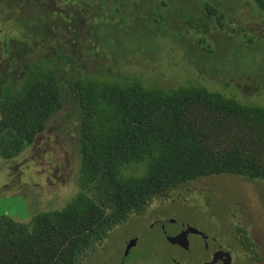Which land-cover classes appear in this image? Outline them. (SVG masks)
<instances>
[{"label":"trees","instance_id":"obj_1","mask_svg":"<svg viewBox=\"0 0 264 264\" xmlns=\"http://www.w3.org/2000/svg\"><path fill=\"white\" fill-rule=\"evenodd\" d=\"M79 1L0 0V35L24 19L31 31L28 41L15 40L20 51L10 47L12 37L0 41V158L13 159L34 143L61 109L64 88L76 103L80 158L78 194L62 210L30 224L0 216V264H95L114 228L188 181H264V106L194 84L161 89L126 74L73 72L80 45L64 47L70 40L59 24L82 18ZM253 1L264 12V0ZM133 167L141 176L122 174ZM235 229L258 262L246 228Z\"/></svg>","mask_w":264,"mask_h":264},{"label":"rangeland","instance_id":"obj_2","mask_svg":"<svg viewBox=\"0 0 264 264\" xmlns=\"http://www.w3.org/2000/svg\"><path fill=\"white\" fill-rule=\"evenodd\" d=\"M79 2L82 10L76 15L82 18L60 19L59 24L60 35L70 40L64 47L80 45L73 72L126 74L161 89L194 84L264 106V12L253 0ZM25 10L31 15V8ZM38 14L36 9L34 17ZM29 28L26 19L13 30L5 26L0 41L12 37L10 47L20 51L15 40L28 41ZM77 125L72 90L64 88L61 109L34 143L13 159L0 158V216L29 223L37 214L61 209L77 194ZM142 173L139 167L122 171L134 177ZM162 199L168 200L149 203L153 215H181L196 223L209 215L212 229L224 233L245 227L260 257L252 264H264V181L208 176L188 181ZM125 226L141 230L142 223Z\"/></svg>","mask_w":264,"mask_h":264},{"label":"flooded vegetation","instance_id":"obj_3","mask_svg":"<svg viewBox=\"0 0 264 264\" xmlns=\"http://www.w3.org/2000/svg\"><path fill=\"white\" fill-rule=\"evenodd\" d=\"M151 209L132 215L124 225L114 228L99 246V255L93 256L95 264L253 263L236 229L231 233L212 229L209 215L196 223L181 215H153ZM132 223H142L141 230L125 226Z\"/></svg>","mask_w":264,"mask_h":264},{"label":"crops","instance_id":"obj_4","mask_svg":"<svg viewBox=\"0 0 264 264\" xmlns=\"http://www.w3.org/2000/svg\"><path fill=\"white\" fill-rule=\"evenodd\" d=\"M77 194H78V192H77ZM77 194H76V195H77ZM76 195H75V196H76ZM75 196H74V197H75ZM74 197H72L71 200H72ZM71 200H70V201H71ZM70 201H69V202H70ZM69 202H68V203H69ZM68 203H66L61 209H57V210H58V211H59V210H62V209L68 204ZM51 211H53V210H51ZM46 212H49V211H46ZM42 213H45V212H42ZM37 215H38V214H37ZM35 216H36V215H35ZM8 217H9V216H8ZM10 218H11V217H10ZM12 219H13V218H12ZM32 219H33V218H32ZM32 219H31V221H32ZM13 220H14V219H13ZM14 221H16V220H14ZM31 221H30L29 223H23V224H30ZM16 222H18V221H16ZM19 223H22V222H19Z\"/></svg>","mask_w":264,"mask_h":264}]
</instances>
